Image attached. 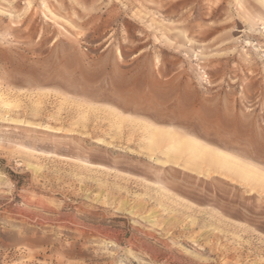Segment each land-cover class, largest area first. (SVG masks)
<instances>
[{
  "label": "rangeland",
  "instance_id": "obj_1",
  "mask_svg": "<svg viewBox=\"0 0 264 264\" xmlns=\"http://www.w3.org/2000/svg\"><path fill=\"white\" fill-rule=\"evenodd\" d=\"M0 99V264H264V0H0Z\"/></svg>",
  "mask_w": 264,
  "mask_h": 264
},
{
  "label": "bare ground",
  "instance_id": "obj_2",
  "mask_svg": "<svg viewBox=\"0 0 264 264\" xmlns=\"http://www.w3.org/2000/svg\"><path fill=\"white\" fill-rule=\"evenodd\" d=\"M0 100H1V99H0ZM161 129H162V128H161ZM166 129H167V128H166ZM169 131H170V130H169ZM162 133H164V132H162ZM165 133H168V132L166 131ZM169 133H170V132H169ZM171 133H172V132H171ZM158 134H159V133H158ZM160 134H161V133H160ZM161 135H162V134H161ZM165 135H166V134H165ZM165 135H164V136H165ZM183 135H184V134H183ZM162 137H163V136H162ZM188 138H189V137H188ZM182 139L184 140V138H182ZM189 139H190V138H189ZM191 139H192L191 142L195 143V142L193 141V138H191ZM178 140H179V139H178ZM183 140H182V141H183ZM187 140H188V139H187ZM172 141H173V139H172ZM182 141H179V142L183 143L182 147H185V146H186V145H184L185 143H186V144L189 143V142H188V143H187V142L184 143V141H183V142H182ZM195 141H197V140H195ZM179 142H177V143H179ZM198 142H199V141H198ZM193 143H192V144L189 143L190 146L194 145ZM199 143H200V142H199ZM200 144H202V143H200ZM200 144H199V145H200ZM179 146H180V144H179ZM179 146H178V149L180 148L179 150H181L182 147H179ZM197 146H198V145H197ZM197 146H196V147H197ZM187 147H188V148H186V149H189V148H190L188 145H187ZM191 148H193V146H192ZM203 148L206 149V150H208L209 147L207 148L206 146H204ZM172 149H175V148H172ZM194 149H196V148H193L192 150H194ZM197 149L199 150L200 148H197ZM197 149H196V150H197ZM212 149H213V148H212ZM198 150H197V152H198ZM213 150H214V149H213ZM213 150H212V151H213ZM182 151H183V150H182ZM208 151H209V153H210V150H208ZM208 151H207V152H208ZM169 152H170V150H169ZM203 152H204V150H203ZM215 152H216V150H215ZM201 154H202V153H201ZM205 154H206V153H205ZM213 154H214V153H213ZM216 154H217V153H216ZM219 154H221V155H223V156H227V157H232V156H233V155L231 156V154H227L226 152H223V151H219ZM219 154H217V155L219 156ZM202 155H203V154H202ZM208 155H209V154H208ZM193 156H194V155H193ZM203 156H204V155H203ZM214 156H215V155H214ZM214 156L211 158V155H209L208 157H209V159L211 158V160L213 161L214 159L217 158V156H216V158H215ZM206 157H207V156H206ZM208 157L206 158L207 160H209ZM219 158H220V157H219ZM233 158H234V157H232V159H233ZM236 158H237V157H236ZM222 159H223V158H222ZM159 160H160V159H159ZM223 160H224V159H223ZM226 160H227V159H226ZM230 160H231V159H229V161H230ZM236 161H237V160H235V163H236ZM204 162H205V161H204ZM214 162H215V160H214ZM157 163H158V162H157ZM162 163H163L164 166H167V163H166V162H162ZM224 163H225V162H224ZM238 163H239V162H238ZM206 164H207V162H206ZM212 164H213V162H212ZM220 164H221V163H220ZM232 164H233V161H232ZM239 164H240V163H239ZM174 165H175V164H174ZM213 165H214V164H213ZM235 165H237V164H235ZM235 165H234V166H235ZM240 166H241V165H240ZM219 167H220V165H219ZM222 167H223V166H222ZM236 167H237V166H236ZM227 168H228V167H227ZM218 169H219V168H218ZM237 170H238V169H237ZM197 171H198V170H197ZM257 171H258V169H257ZM221 173H222V171H221ZM229 177H230V175H229ZM231 177H232V176H231Z\"/></svg>",
  "mask_w": 264,
  "mask_h": 264
}]
</instances>
